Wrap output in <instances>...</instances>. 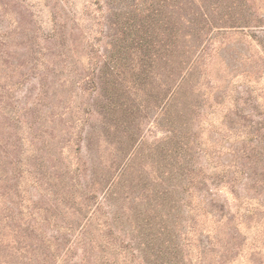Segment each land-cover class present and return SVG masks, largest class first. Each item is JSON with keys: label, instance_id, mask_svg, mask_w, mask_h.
<instances>
[{"label": "rangeland", "instance_id": "374dc122", "mask_svg": "<svg viewBox=\"0 0 264 264\" xmlns=\"http://www.w3.org/2000/svg\"><path fill=\"white\" fill-rule=\"evenodd\" d=\"M109 1L0 0V264L180 261L204 245L198 230L203 239L210 230L224 233L212 198L237 216L225 222L242 232L234 264H257L264 0L200 1L211 23L196 18L201 58L193 86L159 121L153 107L138 153L117 170L128 136L103 129L91 81L108 46ZM129 238L144 253L120 255L118 243Z\"/></svg>", "mask_w": 264, "mask_h": 264}, {"label": "trees", "instance_id": "16d2710c", "mask_svg": "<svg viewBox=\"0 0 264 264\" xmlns=\"http://www.w3.org/2000/svg\"><path fill=\"white\" fill-rule=\"evenodd\" d=\"M200 1L112 0L108 2V46L102 57L98 56L100 59L93 65L91 81L94 82L97 91L96 103L99 115L103 117V129L108 131L112 127L120 128L128 136V142L121 140L122 147L126 145V148L121 149L122 159L114 162L116 170L119 166L127 168L138 153L144 139L142 125L153 107L158 111L155 121H159L173 113L176 100L185 96L184 89L193 86L191 83L201 58L200 52L196 55L199 45L194 44L195 36L199 35L196 18L200 17L204 20L206 26L211 23L209 14ZM64 3L66 5V1ZM66 12L68 15L72 13L68 5ZM62 21L65 22V19H61ZM142 100H147L148 103L144 104ZM263 124L264 120H257V138L258 133L264 129ZM174 134V130H170L165 134V139L174 138ZM262 155L264 157V152ZM262 175L261 181H264V173ZM198 178L200 179L199 176ZM261 181L257 184L261 183L263 186ZM198 183H196L197 187ZM127 198L136 199L135 196ZM215 200L212 198L210 201L212 207L209 206L217 213L214 218L218 224L223 225L224 233L210 230L205 232L206 239H203L204 230H198L196 241H201L204 245L199 246L197 254L188 252L182 256V260L169 261L167 264H213L211 252L216 260L214 264H234L239 254L243 253L244 245L237 239L241 238L239 237L242 234L241 230L237 231L236 228L227 230L225 223L227 218L237 220V216L231 208L226 213L223 205V209L218 210ZM100 208H103L101 203L94 206V213ZM198 208L199 206H195V209H191L190 221L194 223L191 226L194 232L200 222L199 220L197 223L196 220ZM114 216L116 219L118 215ZM108 225L111 223L103 224V228ZM111 233H114L117 239L122 238L119 232ZM243 239L247 242V235H244ZM120 243H118L120 255L126 257L128 248H132L135 254L138 251L140 254L144 253L142 242L134 246L133 241L130 243L122 239ZM3 244L4 237L0 234V247ZM18 249L21 250V247ZM257 264H264V201L260 200L257 204Z\"/></svg>", "mask_w": 264, "mask_h": 264}]
</instances>
